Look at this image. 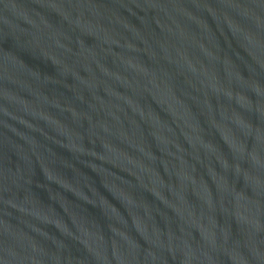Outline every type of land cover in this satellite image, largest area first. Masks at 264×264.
I'll use <instances>...</instances> for the list:
<instances>
[{"label":"water","instance_id":"obj_1","mask_svg":"<svg viewBox=\"0 0 264 264\" xmlns=\"http://www.w3.org/2000/svg\"><path fill=\"white\" fill-rule=\"evenodd\" d=\"M0 264H264V0H0Z\"/></svg>","mask_w":264,"mask_h":264}]
</instances>
